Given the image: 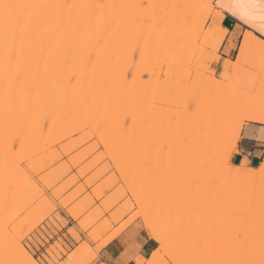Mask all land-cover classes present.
<instances>
[{"label": "snow or ice", "instance_id": "obj_1", "mask_svg": "<svg viewBox=\"0 0 264 264\" xmlns=\"http://www.w3.org/2000/svg\"><path fill=\"white\" fill-rule=\"evenodd\" d=\"M54 7L68 13L77 8L83 10L85 23L95 22L100 33L88 46L72 42L63 54V69L56 70L67 78L66 85H54L60 102L86 105L92 99L82 87L86 73L90 78L91 70L106 53L118 22L104 24L103 10L111 7L104 3L75 4L67 0ZM133 7L144 11L135 18L142 30L131 51L129 75L139 71L147 42L167 29L169 17L164 10L189 5L145 2ZM196 7L202 13V27L197 25L200 35L211 42L201 49L195 85H170L168 95L173 108L163 124L138 144L142 168L154 171L153 178L140 185L129 182L123 191L115 193L112 201H96L94 207L99 206L100 219L107 217L106 227L97 231L94 223L61 196L56 175L64 170L61 161L69 167L71 161L62 156L39 166L20 157L18 167L26 183L40 193L45 210L19 229L15 225L0 229L5 252L0 264H264V0H203ZM31 20V13L25 12L16 21V34L23 37ZM183 21L189 26L194 23L190 15L184 16ZM12 35L10 32L9 37ZM253 47L259 51L258 66ZM50 55L45 52L41 57L45 75ZM11 60L18 61V53ZM229 78L238 85L234 90L236 102L223 112L208 115L207 100L217 92L210 82L215 85ZM17 83L22 105L29 98L37 108L44 103H58L56 95H43L35 85L27 83L23 74ZM59 116V110L47 112L43 135ZM131 122L135 123L134 116ZM34 127L32 122L21 127L13 141L19 150ZM197 130L205 141L211 142L213 154L202 170L190 174L180 164L172 166L169 162L176 144L190 145ZM162 158L166 164L163 169L157 167ZM225 176L243 178L247 183L243 187L237 185L232 194H223L217 200L216 190ZM209 196L213 198L209 200ZM223 219L233 221L236 227L224 229L220 226ZM41 233V239L48 237L45 246L41 252L29 255L25 240ZM65 234L78 245L73 255L79 254L81 259L66 260L56 255L59 237ZM17 255L25 259L18 260Z\"/></svg>", "mask_w": 264, "mask_h": 264}, {"label": "bare ground", "instance_id": "obj_2", "mask_svg": "<svg viewBox=\"0 0 264 264\" xmlns=\"http://www.w3.org/2000/svg\"><path fill=\"white\" fill-rule=\"evenodd\" d=\"M65 2H67V0H0V169L2 166V169H4L6 171L5 172L2 169L0 170L1 172L3 171V175H1V173H0V178H1V176H3L2 178L6 177V178L10 179V177H8V176H10L9 173L14 171V174H15V171L20 169L17 165L14 166L10 162V160H13V159H11V158H13L11 156L15 155L17 157L19 154L18 153L19 146L14 144L13 141L15 140L16 136L19 134L21 127L24 126L25 124L30 123V122L34 123L35 127L33 128L31 135L25 141V144H24L25 146L23 148H25L26 145H27V148H29V147L31 148V146L34 145V146H32V149H34L35 151L37 150V148H39V149H38V151H36L34 153H32L31 149L28 152L25 151L24 152L25 155L22 154L24 159L29 157L30 151L32 154V155L30 154L31 156L37 154L41 150L43 152L42 155L40 154L42 157H43V155H47L46 154L47 152H45V154H44L45 150L44 151H43V149L40 150L41 146L44 145L42 143H45L46 146L45 145H44L45 147L42 146L45 149H46V147L54 145L55 144L54 142H56L58 144V142L60 143V140H62L63 138H66L67 136L69 137L70 135L72 136L73 132L77 133L75 131L80 129L82 126H83V128H85V127H87V126L89 127L91 125L92 127L95 126V128H98L97 124H99L100 127H101V125L103 126L104 124L107 126L111 125L110 126L111 128L110 127L107 128L104 126L105 127L104 131L106 129L108 131H106V132L103 131L106 134L105 135L103 133L104 134L103 140H105V143H107V144H109L111 141L113 142L114 140H117V137L120 134L119 132L121 131L120 129L122 128V123H123L120 121V119L122 120L121 115H125V113H126L125 111L127 109H130V108L132 109L134 107L133 108V110H134L135 106H137L136 105L137 102H139V104H140V103H142L141 101H143V99L145 98V97L143 98L144 95L141 96L142 99H140V96H135L136 95L135 93H137V92H133L132 95H134V96L129 97V94L132 92L131 91H125V90H128V87L130 88V86H127L125 89L124 86L126 84L124 83V81H120V78L121 77H122L121 79L124 78L125 82L127 80L128 83L129 82L131 83L132 80L134 79L136 82H134V80H133L131 87L133 85L132 88H134L136 91V87L139 85L144 86L145 82H146V84H147V82L148 83L149 82L152 83V81L155 82L158 79L157 74L160 76L159 71L161 70V69H158L157 71H153L155 73H153L151 71L153 74H156V75H153L151 72H149L151 69L149 71H145V69H147V68H144V69L142 68L145 71L144 74H146V75L149 74V76L147 75L148 78L147 79L145 78V80H146L145 82L142 79L143 78L142 76L144 74L143 73L140 74L141 72L136 71V72H134V74L132 73L133 79L130 77L131 81L128 80L126 73L123 74V72H122V71L125 72V70L123 69L124 63H122V62L125 59L128 62H129V60H131L130 59L131 50L134 47L130 48V44H131V46L133 44H134V46L136 45V42L139 39V32H140V30H142L141 26L137 25L135 18H136V16L140 15L144 10L140 9L138 7H133L134 5H140V4H143L145 2H149V3L157 4V5H177V4L189 5V7H186L183 9L167 8L164 10L166 15L169 17V25L163 33L156 35L153 39H150L147 42V49H146V54H145L146 58L156 59V57L161 56L162 59H161V57H160V59L164 61V60H167V58H169V60H170L171 59L170 56H173V57L177 56L176 53L180 52L179 54H181V50L179 49L180 50L179 51V50H177V48H179L178 46H180V47L182 46V43L180 41L183 38V36H186V35L194 36V35L200 33L199 27H197V25H200L202 27V25L200 24V18L198 15V12L200 9L196 6L200 3H202L203 0H71V2L75 3V4L104 3L106 5H111V7H106L103 10L104 24L108 25V24H111L113 21H117L118 23H117V26L113 32L111 39L108 42L106 53L101 56L97 67L95 69L91 70L90 78L87 76V73H86V78L83 81L82 87L84 89V92L91 96V98H92L91 101L86 105L85 104H79V103H71V102L63 103V102H60L61 97L57 93L54 85H56V84L66 85L67 84V78L64 76L58 75V73L56 71L57 69H63V67H64V65H63V54H64V52L66 51V49L70 46V44L72 42L79 41V43L82 46H88L91 43H93L95 41V39L100 34L97 31L95 22L85 23V21L83 19L85 13L83 10L77 8V9H73L71 11V13H68V12H65V10H63V9H58V8L54 7V5L63 4ZM28 5H35V6H39V7H33V8L18 7V6H28ZM25 12L31 13L32 20H31V23L28 27L26 34L23 37H20L15 32L16 21L19 20V18ZM186 15H190L193 17L194 23L192 26H189L186 23H184L183 17ZM126 26L129 27L128 29H129V31L131 30L130 32L129 31L127 32L128 29ZM10 32L13 33V35L11 37H9ZM128 34L131 36L132 40H130L131 43H129L128 44L129 46L127 47L126 42L129 41V40H127ZM132 42H134V43L132 44ZM125 44H126V46H125ZM199 47H198V50H200ZM123 48H124V50H123ZM195 48H196V46H195ZM128 49H129V51H128ZM125 50L127 51V55H125V58H124ZM175 51H176V53H175ZM177 51H179V52H177ZM196 51H197V49H196ZM196 51L194 49V53ZM45 52L51 53V55L48 58V64H47L48 70H47L46 75L44 74V65L41 63L42 54ZM190 52H193V51H189L188 55L185 56L186 58L189 56V59L185 58L186 60H189V64L192 62L191 60L194 59L193 58L194 53H190ZM14 53H18V61H16V62H12V60H11V57ZM254 53L259 54V51L255 47H253V49H252V54H254ZM152 54H153V56H152ZM121 55H123V57ZM147 62H148V64L144 63V61H143L144 64L142 63V65L147 64V66H148L150 64V62L149 61H147ZM170 62H171V60H170ZM129 63H131V61ZM129 63H127L125 65L129 66ZM153 63H155V62H153ZM161 63H155L156 66L153 65L154 68L155 69H156V67L162 68L163 63H162V65H161ZM121 65H123V68L120 67ZM151 65L149 66L150 68H151ZM164 65H166V64H164ZM173 65H174V63H173ZM181 65H182V63H181ZM175 66H176V63H175ZM175 66H173V67H175ZM142 67H144V66H142ZM128 68L129 67H126L127 70H128ZM154 68H152V70H154ZM166 68L167 67H165V70H166ZM139 69L142 70L141 68H139ZM117 71H119L118 72L119 74L117 73ZM21 74H23L24 79H26V81L29 85H35L43 95H56L58 103H56V104L44 103V104H41L37 108L35 101L32 100L31 98H29V101L26 104L22 105L20 102V98H19L20 89H19V86L17 83V80L21 76ZM137 74H140L141 76H139ZM124 75L127 78H125ZM195 75L193 77L194 79L192 80V83H196V76ZM134 76L137 78H135ZM140 77H142V78H140ZM154 77H156V78L154 79ZM141 80H143L144 84L140 83V82H142ZM121 82H123V84H122V88L120 90V88H119L120 86L118 87V85ZM150 83H149V85H150ZM220 86L221 85H218L217 88H219ZM123 88L125 89L124 91H122ZM118 92H119V94H118ZM124 92H127L129 94L126 95V93H125L126 96H123L125 98L119 97L120 100L121 99L126 100L128 98L127 101L131 100L133 104L130 101H128V102H130V103H128L127 101H124V100H121V102L124 101V103L122 102L123 104L120 102L118 96L124 95ZM144 93L148 94L149 91H147V92L145 91ZM138 94L140 95V92ZM217 97L218 98H217L216 102H214V103L211 102V103L206 104L207 106L209 105V107H211L213 109L212 112H219L223 108L227 109V107L230 104H232L233 102H236V99H237V97L232 93H230V94H224L223 93L221 95H218ZM129 98H131V99H129ZM134 100H135V103H134ZM117 102L118 103L120 102L119 103L120 105ZM124 104L126 105L125 107H124ZM121 105L123 107L122 108L123 111L121 110ZM127 105H128V107H127ZM132 105H134V106H132ZM56 110H59L60 116L56 120V123L51 127V129L47 133V135H43L41 133V129H43V127L45 125V115L49 111H56ZM209 115H211V114L209 113ZM123 118H126V116L125 117L123 116ZM127 118H128V116H127ZM117 119H119V122H118V124H120L119 126L116 122ZM113 120H115V121H113ZM127 121L131 122V120H126L125 122H127ZM114 122H115V124H114ZM93 123H94V125H93ZM111 123L114 125H112ZM84 125H86V126H84ZM123 125H124V123H123ZM125 125H126V123H125ZM92 127H90L87 130L92 129ZM112 128H113V130L111 131L110 129H112ZM117 128H119V129H117ZM125 128L126 127L124 126V129ZM94 129H92V131ZM82 131H84V130L82 129ZM109 131L111 132V134L108 133ZM80 132H81V130H80ZM88 132H91V131H86L85 132L86 135ZM94 132H96V131L94 130ZM97 132L99 134L102 131L97 130ZM85 133L83 134L84 136H85ZM116 134H118V135H117L116 139H114L112 136L115 137ZM92 135L93 134L90 133V135H87L88 137H85V138L90 139V137L92 138ZM81 136H82V134H81ZM127 137H128V135L126 136V138ZM81 138L83 139L84 137H80V140L83 142H86L85 138L83 140ZM111 138H113L114 140ZM145 138H148V137H144V139ZM98 139H99V137H98ZM75 140H77V139H74V141ZM80 140H79V142L75 141V142H78V145L76 143L77 146L82 144V143H80ZM103 140L101 139V141H103ZM131 140H133V139H131ZM107 141H109V142H107ZM51 142H53V143H51ZM116 142L114 141V143H116ZM206 142H210V141H206ZM36 143L39 144L38 147H37ZM46 143L51 144V145L47 146ZM30 144H32V145H30ZM110 144H112V143H110ZM58 146L61 147V145H58ZM64 146H65V144H64ZM71 147L74 148L73 146H71ZM27 148H25V150ZM63 148L64 149L67 148V154H68V151H69L68 147L66 146ZM48 150L49 149H47V151ZM54 150L52 149V152L50 151L52 153V155H54L53 154ZM20 151H23V150H20ZM56 151H58V150L56 149ZM69 152H71V151H69ZM13 153H14V155H13ZM16 153H18V154L16 155ZM64 153L66 154V151H64ZM204 154L207 156V158L210 159V157H212L213 153H212L211 149H205ZM40 155H39V157H41ZM55 155H57V153H55ZM48 156H49V154H48ZM16 157L14 159L15 161H16ZM20 157H22V156H18L17 162H18ZM48 159H50V158H48ZM52 159H55V158H52ZM29 160L31 161V159H29ZM42 160H43V162L45 161V159H42ZM50 161L51 160H49V162ZM7 163L9 165H7ZM31 163H33V160L31 161ZM4 164H6V165H4ZM65 164L67 165V163H65ZM39 165L44 166V165H41V162L39 163ZM4 166L6 168H4ZM11 167H12V169L13 168L15 169V167L16 168L18 167L19 169L18 168L16 170L13 169V171H12V169H10ZM67 167L68 166H66L65 168H67ZM68 169L70 170V167ZM7 170H10V172ZM65 170L66 169H64V171ZM69 170H67V172ZM18 172L19 171H17V173ZM59 173H61V172H59ZM5 174H7L8 176ZM64 176H65V174H64ZM11 177H12V175H11ZM19 177H20V179H19ZM19 177H17V179H16L17 183L13 180L16 177L12 179L15 183H13L14 188H13V190H11V192H16V191L20 190L21 188H23V185L21 182V180L24 181L23 177L22 176H19ZM56 178H57V176H56ZM59 178H62V177H59ZM1 179H0V181H1ZM4 180L6 181L7 179H3L2 184L7 183V182H4ZM17 180H19V184H18ZM10 181H11V179H10ZM131 182H132V180H131ZM9 183H12V181ZM2 184H1V186H2ZM17 184L19 185L20 188L18 187ZM6 185L8 187L5 186V188H9V189L12 188V184L10 186H9V184H6ZM25 185H24V187H25ZM1 186H0V190L2 191V193L0 191V196H1L0 200H1V198H4V195H5V198L8 199L9 198L8 196L10 194H9V192H6V190H8V191H10V190L5 189ZM26 187H27V185H26ZM14 189L15 190L17 189V190L14 191ZM28 190H30V187ZM30 191L28 192V194H30ZM22 192H20V193H22ZM31 193H32V191H31ZM38 194H40V193H38ZM31 195H33L35 197L34 194H31ZM20 196H22V195H20ZM255 196H256L257 207H258V203H259L258 181H257ZM5 198L2 199L0 202V205H1L0 210L4 207L6 208V206H4V207L2 206L3 203H5V202H3V201H5ZM23 198H22V200H23ZM14 199H15V197H14ZM31 200L32 201H29V199H28L30 204H32L31 202H33L35 199L33 198ZM41 200L42 199H40V201ZM11 203H13V201ZM5 205H6V203H5ZM12 206H14V205H12ZM34 206H33V208H34ZM24 207L27 208L28 205L26 206V204H25ZM20 208L21 207H19V210H20ZM31 208H30V210L32 211ZM14 209H15V207L11 208L10 212H14L13 211ZM4 210H5V212L7 211L6 209H4ZM19 210L17 209V211H18L17 213H19ZM30 210H29V212H30ZM2 211H0V212H2ZM21 211H22V209H21ZM10 212H9V214L6 213L5 215H11ZM17 213L15 212V215ZM2 215H4V214L2 213ZM257 216H258V212H257ZM16 217H17V215H16ZM4 220L2 219V221L0 222V224L2 223V225H0L1 226L0 228L5 226L6 221H5V223H3ZM258 220H259V217H257V231H258ZM10 223L8 221L6 223V225H8ZM13 225H14V223H13ZM16 227H19V226L16 225ZM1 237H2V234L0 233V240L3 243V238H1ZM0 244H1V242H0ZM1 246L4 247V244H2ZM75 251H76V249L71 251L70 256H72V257L79 256V259L82 258L79 254L73 255V253ZM17 256H19V257L17 258ZM17 256L15 257L16 259H19V260L25 259V257L23 255H17Z\"/></svg>", "mask_w": 264, "mask_h": 264}, {"label": "rangeland", "instance_id": "obj_3", "mask_svg": "<svg viewBox=\"0 0 264 264\" xmlns=\"http://www.w3.org/2000/svg\"><path fill=\"white\" fill-rule=\"evenodd\" d=\"M201 14H202L201 10H199V12H198L199 18L201 17ZM128 28L129 27H127V29ZM128 31H129V29L127 30V32ZM198 34H196L194 36H189V35L183 36V38L180 41L182 43V46L181 47L178 46L179 48H177V50H179V49L181 50V54H179L180 50L177 51L179 53H176V51H175L177 56H175L176 58L173 57V56H170L171 62H170L169 58H167L168 61L167 60L163 61V60H161L162 57L160 56L161 57V59H160L159 56H158L159 58L156 57L157 55L155 56L157 60L154 59V58H146L145 57L144 58V63L148 64L147 61H149L150 64L148 66H147V64L146 65L140 64V68L141 69L142 68L143 69L147 68V69H145V71H149L151 69L149 72H151V71L153 72V71H157L158 69H161L159 71L160 72V76L157 74L158 79L155 82H153V81H152V83L149 82L150 85L147 82V84H148L147 85L146 82H145L146 81L145 78L147 79L149 74H147L148 75L147 76L146 74H144L145 71L143 69L142 70L139 69V71H137V72H141L140 74H142V73L144 74L142 76L143 78L142 77H140V78H142L144 80L145 85L144 86L143 85L137 86L136 87V91H135L134 88H132L133 85L131 87V84H132V82L134 80L132 78L134 72H133L132 75L129 76L130 69L129 68H128V70L126 69V67H129V66L125 65V64L129 63L131 60H129V62L126 61V59L124 61L122 60L123 61L122 63H124V68H123V65H121L120 67H122L125 70V72L122 71L123 74L126 73L129 81H131V78L133 79L131 83L129 82L130 83L129 84L127 80L125 82L124 78L123 79H121L122 77L120 78V81H124V83L126 84L124 86L125 89H126L127 86H130V88L128 87V90H125L123 88L122 91H124V90L125 91H131L132 93L129 94L127 92H124V95H122V96H118L117 95L118 98L126 96L127 94H129V97L130 96L132 97V96H134V95H132L133 92H137V93H135L136 94L135 96H140V99H142L141 96H143V95H144L143 98L144 97L145 98L143 99V101H141L142 103L139 104V102H137V104H136L137 106H135L134 110H133L134 107L131 109L130 108L131 106H130L129 107L130 109H127L126 111L124 110L126 112L125 115H121L119 113L121 115V118H122V120L120 119V121L124 123V125L122 123V128L124 129V126L126 128L124 130L122 128L120 129L121 131L119 132L120 134H119L118 137H117L118 134H116L115 137L112 136L114 139H116V137H117V140H114L113 138H111L115 142L117 141L116 143H114V141L113 142L111 141L110 143H112V144H110V143L107 144V143H105V140H103L104 139V134H105L104 132L108 131L107 129L104 131V128L105 127L108 128L111 125L107 126V125L104 124L103 126L101 125V127H100L99 124L96 123L98 128H95V126L92 127L91 125L89 127L88 126L85 127L86 129L83 128V126L81 127L84 131L85 130L86 131H91V132L87 133V135H90V133L93 134L92 138L89 136L90 139H88V138L86 139L85 138V137H88L86 135V133H85L86 131L84 132L80 128V129H78L79 131L78 130L75 131L77 133L73 132L72 136L70 135L71 137L67 136L68 138L66 137V138H63L62 140H60V143L58 142V144H57L56 142H54L55 146L54 145L49 146L51 144L46 143L47 146H49L50 148L46 147V149H45L44 147L46 145H45V143H42L45 146L42 145L44 147L41 146L40 150L41 149H43V151L45 150L44 154H45V152H47L46 153L47 155H43L44 158L41 156L43 154L42 150L40 152H38L37 154L31 156L32 155L31 151H32V153H34V152L38 151V149H39V148H37L36 151L34 149H32V146H34L32 144H30V145H32L31 148L30 147L27 148V145H26V147H25V148H27L26 150H25V148H23L22 149L23 151H20V150L18 151L19 154L16 153V155L18 154V156H22L23 157V155H25L24 152L25 151L28 152L31 149V151H30L31 155L29 154V157L30 156L31 157L30 158L28 157V158L31 159V161L33 160V163H32L33 165H39L40 162H41V165H45L46 161L53 160L52 158L58 159V158H60L62 156L65 157L67 160L71 161L70 170L68 169L69 165L68 164L66 165L65 161H61V165H62L61 168L65 165L63 167V169H66V170L65 171L63 170V171H61V173H58L56 175L57 176L56 179L59 180V189H60V192H61V196H62V198L64 199V201L68 205H71L78 213L83 214L87 219H89V221L91 223H94L96 225L97 231H99V230H101V229L106 227L107 217H105L103 220L100 219L101 213H100V211H98L99 206L97 205L96 207H94V205L96 204V201H101V203L112 201L113 200V196L115 195V193L123 191V189L129 185V181L131 182V180H132L131 184L140 185V184H143L146 180L153 178L154 171H146V170H144L142 168L141 159H140L139 153H138V144H139V142L141 140H144V137H149V135H150V133L152 131H155L157 128H159L163 124V122L165 121L169 111L173 108V105L170 102V98H169V95H168V89H169L170 85L173 84L174 82H182L184 84V86H194L195 85V83H192V80L194 79L193 78L194 75L197 74V72L199 70V64H200V59H201V49L204 48L208 43L211 42L210 40H205V38L203 36H201L200 33H198ZM127 38H128L127 40H129V41L126 42L127 47H128L129 46L128 44L131 43L130 40H132V38H131V36L129 34H128ZM198 40H199V44L197 43ZM133 43L134 42H132V44ZM126 44H125V46H126ZM195 46H196V48H195ZM132 47H135L134 44L132 46L130 44V48H132ZM198 47L200 48V50H198ZM194 49H195V51L197 49V51L195 53H194ZM123 50H124V48H123ZM128 51H129V49H128ZM189 51H193V52H190V53H194V56H193L194 59H192L190 57L192 59L191 60L192 64L191 63L189 64V60H186L187 58L189 59V56L187 58L185 57L186 55H188ZM121 56L123 57V55H121ZM152 56H153V54H152ZM253 57L256 60L257 66H258V64H259V54L254 53ZM124 58H125V54H124ZM153 62H155V63H161L162 62L163 63V67L162 68H160V67L157 68L156 67V69H155L154 66H156V65ZM172 62L174 63V65H173ZM162 63H161V65H162ZM175 63H176V66H175ZM181 63H182V65H181ZM164 64H166V65H164ZM141 65L144 66V67H142ZM150 65H151V68L149 67ZM173 66H175V67H173ZM165 67H167L166 70H165ZM152 68H154V70H152ZM118 72L119 71H117V73ZM153 73H155V72H153ZM140 74H137V75L141 76ZM153 75H156V74H153ZM124 77H125V75H124ZM127 77H125V78H127ZM135 78H137V77H135ZM155 78L156 77H154V79ZM143 80H141V81L143 82ZM257 80H258V77H257ZM134 82H136V81L134 80ZM142 82H140V83L144 84V82L143 83ZM122 84H123V82H121L118 85V87L120 86L119 87L120 90L122 88ZM218 85H221V86L219 88H217ZM210 86H214L215 88H217V92H216L215 95L210 96L209 97L210 99L208 98L207 104L211 103V102L212 103L216 102L217 98H218L217 96L221 95L223 93L224 94H230V93L234 94V90L238 87V85H236L230 78L226 79L224 81V83H221V84L220 83H216L215 85H211V82H210ZM256 90L257 91L259 90L258 82L256 84ZM145 91L146 92L149 91V93L146 94V93H144ZM139 92H140V95L138 94ZM125 93H126V95H125ZM118 94H119V92H118ZM120 98H119V100H120ZM123 98H125V97H123ZM127 99L126 100L121 99V100L127 101ZM129 99H131V98H129ZM121 100H120V102H121ZM124 101H122V102L124 103ZM128 101H130L132 103L131 100H128ZM130 102H128V103H130ZM134 103H135V100H134ZM125 106L126 105L124 104V107ZM132 106H134V105H132ZM127 107H128V105H127ZM122 108L123 107L121 105V110H122ZM224 110H226V109L223 108L219 112H223ZM212 111H213V109L211 107H209V105L208 106L206 105V113L208 115H209V113L210 114L219 113V112H212ZM123 116L124 117L126 116V118H123ZM127 116H128V118H127ZM133 116L135 117V123L134 124L132 122H130V121L125 122L126 120H132ZM113 121H115V120H113ZM116 122L118 124L119 119H117ZM125 123H126V125H125ZM114 124H115V122H114ZM114 124H112V125H114ZM86 125H84V126H86ZM93 125H94V123H93ZM119 125L120 124H118V126ZM90 127H92V129L95 128L94 130L96 132H94V130L92 131V129L87 130ZM113 128L110 129V130L112 131ZM96 129L98 131H102V132L98 134ZM117 129H119V128H117ZM80 130H81V132H80ZM84 133H85V136L83 135ZM108 133L111 134L110 131ZM81 134H82V136H81ZM127 135H128V137L126 138ZM79 136L80 137H84L86 139V142L81 141ZM98 137H99L100 140L98 139ZM74 139H77L75 141H78V142L80 140V143H82V144L77 146L78 142H75ZM101 139L103 141H101ZM131 139H133V140H131ZM107 142H109V141H107ZM51 143H53V142H51ZM76 143H77V145H76ZM64 144H65V146H64ZM36 145L38 147L39 144L36 143ZM58 145H61L62 148L60 146H58ZM66 146L68 147V150L71 151V152L68 151V154H67V148H65L66 150L63 148V147H66ZM71 146H73V147L75 146V147L72 148ZM47 149H49L48 150L49 152L47 151ZM52 149L53 150L55 149L53 151L54 152L53 154L55 155V153H57V155H55V156L52 155V153H51ZM56 149L58 151H56ZM205 149H211L212 150L211 142H206L205 140H203V138L199 135L198 130L194 131L193 132L192 143L190 145H185L183 143H177L176 144V146H175V148L173 150L172 160L169 163L172 166H175L176 164H180L183 168L187 169L190 174H194L198 169L202 170L203 164L205 162L211 160V157L209 159L204 154V150ZM64 151H66V154L64 153ZM48 154H49V156H48ZM13 155H14V153H13ZM39 155L42 158L39 157ZM18 156L17 157L15 155L11 156V157H13V158H11L13 160H10V162L14 166L15 165L18 166V162H17ZM15 157H16V161L14 160ZM28 158H25V160L30 161ZM48 158H50V159H48ZM42 159H45V161L43 162ZM4 165H6V164H4ZM7 165H9V164L7 163ZM66 166H68V167L65 168ZM165 166H166L165 161L162 158L158 162L157 167L163 169ZM4 168H6V167L4 166ZM17 168L15 167V169L14 168L13 169L16 170ZM1 169H2V166H1ZM10 169H12V167ZM13 169H12V171H13ZM73 169H75V171H73ZM2 170H4V169H2ZM67 170H69V171L67 172ZM7 171L10 172V170H7ZM17 171H19V172L17 173ZM20 172H21V170L19 169V170L15 171V174H14V171L10 172L11 173V174L9 173L10 176L7 175L8 173L5 174L8 177H10L12 183H9V182H11L9 178H6V177L2 178L3 176H1L2 179L0 178L1 179L0 183L1 184H2V180L3 179H7L9 181L8 182L7 180L6 181L4 180V182H7V183H3L2 186L0 184L1 187L5 188V186H7L6 184H9V186L12 184L11 190H13V188H14V184L13 183L16 182L17 177H19V176L23 177L24 181L21 180V182H22L23 188L25 190L23 188H21L18 191H16L17 189L16 190L14 189V191H16V192H11V190L9 188H5V189H9L10 190V191L6 190V192H9L10 195L8 196L9 198L7 197L8 199H6L5 195H4L5 201H3V202H5L6 205H5V203H3L2 206L3 207L6 206V208L4 207V208H2L0 210V211H2V210L4 211V212L3 211L0 212V222L2 221V219L3 220L5 219L3 223H5V221H6V223L8 221H9V223L11 222L8 225H13V223H14L15 226L16 225L19 226V227H17V229L22 227L25 223L30 222L37 215H39L41 212H43L45 210V205H44L43 200L40 201L41 195L38 194V192H36L32 187H30L26 183L25 178H24V173L23 172L20 173ZM0 173H1V175H3V171L2 172L0 171ZM64 174H65V176H64ZM11 175H12V177H11ZM59 177H62V178H59ZM13 178H15V179H13ZM19 179H20V177H19ZM17 181H18V184H19V180H17ZM243 181L245 182V180L242 179V178L238 179V178H234V177H231V176L223 177L220 188L216 190L215 198L217 200H219V199L222 198L223 194H232L235 191L237 185H240L242 187L243 185L246 184L247 181L245 183ZM25 184L27 185V187H26ZM24 185H25V187H24ZM18 187H19V185H18ZM29 187H30V190L32 189L31 190L32 193H31L30 190H28ZM29 191H30V194H28ZM17 192L20 195H22V196H20ZM20 192H22V193H20ZM1 193H2V191H1ZM106 193H109V194L106 195ZM31 194H34L35 197L36 196L37 197L35 198ZM14 197H15V199H14ZM32 197L35 200L33 202H31L32 204H30L29 201H32L31 200V199H33ZM4 198H1V200L4 199ZM22 198H23V200H22ZM212 198L213 197H211V196L208 197L209 200H211ZM28 199H29V201H28ZM1 200H0V202H1ZM12 201H13V203H11ZM23 204L24 205L26 204V206L28 205V207L25 208ZM12 205H14V206H12ZM33 206H34V208H33ZM14 207H15V209L13 210L14 212H10L11 208H14ZM19 207H21L20 210H19ZM30 208L32 209V211L30 210ZM4 209H6L8 212L7 211L5 212ZM17 209L19 210V213H17L18 212ZM21 209H22V211H21ZM29 210H30V212H29ZM9 212L11 213V215H5L6 213L9 214ZM15 212L17 213L16 214L17 217L15 215ZM2 213L4 215H2ZM67 215H68V212L65 211V217H67ZM6 223H5V225H6ZM0 225H2V223ZM220 226H222L224 229H227L229 227H236L235 223L233 221H231V220H228V219L221 220ZM2 228H0V229H2ZM42 236H43V233H41V236H35V234H34L33 238L31 240H25V247H26V250H27L29 255H32L33 253L41 252L42 248L45 246V241L48 240V237H43V239H41ZM49 236H51V233H49ZM68 237H70V236L68 235ZM1 238H3V237H1ZM60 241H62V242H60ZM0 242H1V244H0V249H1L0 250V259H4L5 258L4 247L1 246L3 244L1 240H0ZM58 242L60 243V247H59V250L56 253L57 256H62L66 260L70 259V260H73V261L79 259V256H75V257L70 256L71 251L75 250L78 247V245L76 244L75 241H73L74 245H75V247L73 249L69 248L65 244V241L62 238H59ZM18 257L19 256H17V258Z\"/></svg>", "mask_w": 264, "mask_h": 264}, {"label": "crops", "instance_id": "obj_4", "mask_svg": "<svg viewBox=\"0 0 264 264\" xmlns=\"http://www.w3.org/2000/svg\"><path fill=\"white\" fill-rule=\"evenodd\" d=\"M232 19H235V18H232ZM232 19L229 20V23L232 22ZM257 159H258V157H257ZM58 235H59V234H58ZM66 237H67V238H66ZM59 238H62V239L65 241V244H66L69 248L73 249V248L75 247L73 240H71V238L68 237V234H65L64 236L59 237Z\"/></svg>", "mask_w": 264, "mask_h": 264}]
</instances>
